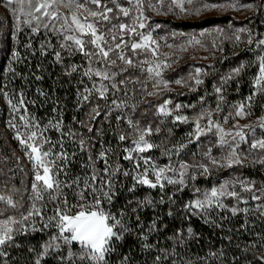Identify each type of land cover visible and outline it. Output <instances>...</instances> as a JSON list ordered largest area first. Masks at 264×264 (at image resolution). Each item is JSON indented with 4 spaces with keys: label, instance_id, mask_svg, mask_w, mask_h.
I'll return each instance as SVG.
<instances>
[{
    "label": "rangeland",
    "instance_id": "rangeland-1",
    "mask_svg": "<svg viewBox=\"0 0 264 264\" xmlns=\"http://www.w3.org/2000/svg\"><path fill=\"white\" fill-rule=\"evenodd\" d=\"M84 2L90 9L101 10L96 9V6L87 0ZM203 2H233L237 7L203 10L199 15H186L179 10L170 12L169 0H165L163 6L159 0H150V3L149 0H144L142 10L146 17L143 19L146 27L138 30L146 34L151 32L155 43L150 47L156 50V55L153 56L151 51L142 50L133 53L130 44L133 40H139V37L124 33V41L129 46L123 47V53L133 60V66L120 60L111 66L94 60L91 64L94 70L114 74L112 79L101 81L98 77L93 76L90 79L84 75L89 61L80 53L72 54L62 49L61 37L55 31H46L42 27L38 35H33L28 26L21 25L22 31L17 32L18 13L12 11L16 5L6 6L3 0H0V194L11 195L20 205L18 209H8L6 215L19 218V213L31 203L29 197L32 196V163L25 155V148L15 139L17 130L22 136L26 134V130L18 119L20 113L14 112L12 108V105H18V101L23 99L24 107L27 108L25 115L34 117L41 128L47 127L44 135L55 145L52 149L54 154L61 150L66 152L68 143L74 142L75 139L76 143H79L81 138L85 142V149L92 152V144L96 140L94 138L99 137L100 145L107 149L103 152L106 153L111 167L116 168L112 159L119 156L125 167L120 171L134 173L133 162L123 159L124 148L132 147V141L138 138L140 130L154 125L151 135L146 136V139L157 147L144 155H151L152 162L158 167L171 165L178 168L180 163L188 164L189 174L196 173V180L191 181L185 177L187 186L183 189L192 191V201L213 187L218 188L226 184L229 190H235L247 203L225 196L222 202L228 207L211 209L226 211L235 216L229 210L231 207L247 208V212L239 211L236 215L242 213L255 219L264 217V198L252 200L253 192L242 190L240 184V181H244L253 185L255 194L264 197V192L260 191L264 190V185L244 178L242 173L249 169L264 176V165L256 162L262 158L261 154L251 150L248 143L241 142L238 152L241 153L242 164L227 167L224 159L228 152L227 145H220V133L215 127H212L211 131L207 130V122L211 119L225 132L234 135L243 131L247 134L249 143L254 139L264 138V128L259 126L261 118L264 117V96H254L251 108L245 109L248 113L246 116H235L237 106L241 103L247 104V97L254 91L253 82L258 74L259 58L264 56V45L258 43L264 40V0H194L196 7ZM117 3L128 8L130 16L124 17L119 13L111 0H102V6L106 4L107 7L113 8V12L109 13L110 22L98 23L99 32L108 41L106 47H115V44L120 42L119 23L131 25L140 15L133 6L135 0L133 4H129L128 0H117ZM248 5L251 7H247ZM186 8L191 12L193 6L186 5ZM60 11L67 10L62 8ZM207 19H215L216 22L213 26L202 29L181 30L178 27L182 23ZM236 35L240 36L238 41L235 39ZM113 36H116V40H112ZM196 40L200 43H195ZM29 43L31 47H28ZM41 45H44V54L41 53ZM57 51L61 53L60 62L55 59ZM120 51L116 49L110 53V58L115 59ZM13 53L17 55L14 56ZM73 65L77 71L69 75ZM157 65L159 76L148 73L149 67L156 69ZM237 68L240 69L238 75L235 73ZM197 69L200 70L199 74ZM197 79L201 83L197 84ZM101 85L106 87L103 99L98 92ZM217 88L221 89L219 93ZM84 96H88V99L84 100ZM164 96L163 101L156 102L157 98ZM234 96L236 100L229 101L230 97ZM168 101L170 103H166ZM141 104L153 109L146 123L143 117L148 114L138 112V106ZM177 105L180 107L177 108ZM162 106H166L172 114L161 115L159 109ZM83 107L84 120L81 125L75 126V131L71 133L76 135L72 136L69 134V127L75 123V113ZM94 109L99 112L98 116L94 114ZM69 113L72 118L68 119ZM177 116L187 117V120H176ZM130 120L133 122L131 125ZM158 120L169 122L172 129L167 127L165 131L160 132V127L156 126ZM197 120L205 129V133L200 135L198 140L195 139ZM50 122L59 123L60 130L49 127ZM10 124L16 125V128L10 127ZM180 125L184 127L177 130ZM89 127L91 132L88 131ZM77 129H81L80 134H77ZM102 129L105 130L104 134H101ZM172 130L178 131L175 140L169 135ZM120 135H125L126 139L121 141ZM224 139L228 143H235L232 135H225ZM114 140L119 143V151L116 153H112L109 146ZM236 140H239V137H236ZM61 141L63 149L60 147ZM181 144H186L187 147L176 155L174 149ZM48 147V144L44 145L45 149ZM100 153L101 151L97 150L95 154L99 157ZM211 158L219 160L225 166L212 165ZM197 164L207 165L209 174L200 175V170L194 167ZM168 175L172 173L169 172ZM128 177L132 179L131 175ZM132 181L135 183L133 179ZM136 186L149 189L146 186ZM168 186L179 188V185ZM197 188L200 189L199 193L195 191ZM41 203L38 201L37 206ZM0 207L4 205L0 204ZM199 216L208 219V215L203 213Z\"/></svg>",
    "mask_w": 264,
    "mask_h": 264
},
{
    "label": "snow or ice",
    "instance_id": "snow-or-ice-1",
    "mask_svg": "<svg viewBox=\"0 0 264 264\" xmlns=\"http://www.w3.org/2000/svg\"><path fill=\"white\" fill-rule=\"evenodd\" d=\"M87 2L95 5L96 9L101 10L97 11L88 8L84 0H3L6 6L16 5V7L12 8V11L13 13H18L16 15L17 32L22 31L21 25L28 26L33 35H38L42 27L46 31H55L61 37L60 46L62 49L72 54L80 53L89 61V67L84 72V75L90 79L95 76L101 81H104L112 79L114 76L109 71L94 70L91 67L94 60L97 63H103L108 66L115 65L117 60H120L129 66H133V60L123 53V47L129 46L124 41V33L139 37V40H133L130 44V49L133 53L142 50L151 51L153 56L156 55V50L150 47L155 43L151 32L146 34L138 30L146 27L143 23V19H146V17H144L142 10L144 0H135L133 6L140 15L132 21L131 25L128 23H119L118 28L121 33L120 42L116 43L115 47H106L108 41L98 29L99 22H110L111 17L109 13L113 12V8L107 7L106 4L102 6V0H87ZM111 2L116 5L119 13L123 14L124 17L130 16L128 8L118 4L117 0H111ZM128 3L133 4V0H128ZM159 3L163 6L165 0H159ZM186 5L193 6L191 12L186 8ZM224 7L235 8L237 5L233 2L227 4L203 2L199 7H196L194 0H169L168 3V10L170 12L179 10L180 13L186 15H199L203 10ZM247 7L250 8L251 5ZM62 8L67 11L61 12L60 9ZM83 13L87 14L83 15ZM235 39L238 41L240 36L236 35ZM112 40H116V36H113ZM195 43L199 44L200 41L196 40ZM249 43H251V40H249ZM258 43L259 45H264V40H260ZM28 47H31L30 43ZM116 49H120L121 51L117 53L115 59L110 58V53L116 51ZM41 53L44 54V45H41ZM13 55L16 56L17 53H13ZM55 59L57 62L61 61V53L59 51L55 52ZM259 59L258 74L255 76L253 82L254 91L252 95L247 97V104L241 103L237 106L235 112V116L237 117H244L248 114L245 109L251 108L254 96H264V56H261ZM158 68L159 65L156 66V69L149 67L147 71L148 73H154L156 76H159L160 72L157 70ZM75 71H77V68L73 65L71 66V72L68 74L71 75ZM196 71L199 74L200 70L197 69ZM239 72V68L235 69L237 75ZM177 83L180 82L177 81ZM196 83L199 84L201 81L197 79ZM105 91L106 87L101 85V88L98 89L100 98H105ZM216 91L219 93L221 89L217 88ZM83 99L87 100L88 96H84ZM166 103H170V101ZM176 107L179 108L180 106L177 105ZM12 108L14 112L20 113L18 119L26 130L24 136L17 130L15 139L25 148V155L28 156L29 161L32 163V196L29 197L31 201L29 206L23 212H20L19 218H17L15 215H6V213L8 209H18L20 207L19 202L14 200L11 195L0 194V204L4 205V207H0V257L7 256V247L19 246L15 244L17 235H29L30 232H44L46 229H55L48 240L41 245L39 252L34 248L29 249L30 252L35 254L34 264H42L49 256L55 258L58 264H110V258L115 252L116 243L122 241L125 234L133 230L125 222L124 213L117 216L103 207L104 202L108 201L111 203L115 195L113 191L116 186L114 177L117 174H121L124 177L132 176L135 183L129 191H135L136 185L146 186L149 189L158 188L161 192L160 203L165 202L164 190L168 185H179L178 190L182 191L187 186L185 177L191 181L196 180V173L189 174V165L186 163H180L178 168H173L171 165L158 167L152 162L151 157L144 155L154 147H157L146 139V136L152 133L150 127L139 131L138 138L132 141V147L124 148L125 155L123 159L133 162L134 173L127 170L121 172L119 166L113 169L108 162L106 153L101 152L98 159L103 160L105 163L101 175H97L93 162V171L90 176L85 179L79 177L69 178V173L66 170V165L70 162L69 156L63 150L59 153H53L52 149L55 145L44 135L47 127L41 128L34 117L25 115L27 108L24 107L23 99L18 101V105H12ZM93 112L95 115H99L96 109ZM159 112L163 116L172 114L167 110L166 106L160 107ZM175 119L186 121L187 117L177 116ZM132 123L130 120L129 124L131 125ZM259 126L264 128V117L261 118ZM10 127L16 128V125L10 124ZM49 127H55L57 130H60L61 125L50 122ZM212 127H215L217 132L220 133V145L222 147L227 145L228 152L224 157L227 162V167L242 164L241 153L238 152L241 142L248 143L251 150L259 152L262 158H259L256 162L264 165V138L254 139L249 143L246 139L247 134L243 131H238L233 135L231 132H225L223 128L218 124H214L209 119L207 122V130L211 131ZM88 131H92L91 127L88 128ZM204 133L205 129L201 127L199 120H197L195 123V139L198 140L200 135ZM69 134L72 136L76 135L71 132ZM225 135H232L235 143L232 144L225 141ZM236 137H239V140H236ZM119 139L124 141L126 136L120 135ZM84 143L83 138H81L79 141L81 151H85ZM45 144L49 145L47 149L44 148ZM60 147L63 149L62 141L60 142ZM186 147V144L177 146L174 149L175 154L179 155V152ZM91 159L92 157L89 156V160ZM57 161L60 163H57ZM210 163L220 167L225 166L215 158H211ZM194 167L200 170V175H207L210 172L209 167L205 164H197ZM169 172L172 175H168ZM61 175L66 177V179H61ZM240 184L242 190L253 192L251 196L252 200H261L264 198L261 195L255 194L253 185L247 184L244 181H240ZM65 189L72 190L73 194L78 198L77 202L71 204L68 202ZM195 191L199 193L200 189L197 188ZM260 191L264 192V190ZM225 196L234 198L238 202L247 203L235 190H229L228 185L222 184L218 188L213 187L209 191L202 193L200 197L186 204L185 210L193 215L203 213L207 216L209 209L213 207H228L222 202V198ZM168 200L172 201V197L169 196ZM38 201L43 203L37 206ZM49 202L54 204L51 210L52 215H46L44 212ZM153 204V200L147 197L145 200L137 202L138 208L140 209L152 206ZM138 208H133L132 211L136 213ZM229 210L233 215H236L239 211H248L247 208L240 209L238 207H231ZM168 214L171 216L172 212L169 211ZM136 221L137 226L142 227L139 215H136ZM206 222L208 221L206 220ZM37 224L41 226L37 227ZM156 230L157 225L153 221L148 231L152 232ZM187 233L188 237L194 235L191 227L187 229ZM182 236L183 233H176V237ZM141 238L147 240V236L143 233H141ZM143 247L147 249L153 247V245L145 243ZM160 259L159 256L156 257L157 264H159ZM127 260L128 257L125 256L122 264Z\"/></svg>",
    "mask_w": 264,
    "mask_h": 264
},
{
    "label": "trees",
    "instance_id": "trees-1",
    "mask_svg": "<svg viewBox=\"0 0 264 264\" xmlns=\"http://www.w3.org/2000/svg\"><path fill=\"white\" fill-rule=\"evenodd\" d=\"M215 22V19H207L194 23H182L178 27L181 30L202 29L213 26ZM241 77L239 76V78ZM235 98V96L230 97L229 101H233ZM164 99L165 96L159 97L156 102ZM84 107L75 113V123L69 127V132H74L75 126L82 124L85 115ZM138 108V112L148 114L143 117L144 123H146L150 114L153 113V109L142 104ZM69 118H72L70 113ZM156 122V126L160 127V132L171 127L169 122H167L168 124L159 120ZM183 127L180 125L177 130ZM151 129H154V125L151 126ZM80 130L77 129V134L81 133ZM104 132L105 130L102 129L101 134ZM177 134L178 131L172 130L169 135L172 140H175ZM94 139L96 140L92 144V152L86 149L81 151L76 139L74 142L68 143L66 153L70 162L67 163L66 170L69 173V178H87L93 171V162L97 175L103 173V161L98 159L95 153L97 150L103 152L107 149L100 145L99 137ZM110 144L112 153L119 151V143L116 140ZM89 156L92 157L91 160H89ZM150 157L152 156L150 155ZM119 158V156L113 157L112 164L114 163L115 167L119 166L120 170H123L125 167ZM242 173L244 178L264 185L262 173L249 169ZM222 177L224 176H219V178ZM60 178L66 179L63 175ZM115 182L116 186L113 190L115 195L111 203L105 201L103 207L117 216L124 213L125 222L133 230L126 233L122 241L116 243L110 264H122L125 256L128 257V260L124 264H157V256L161 258L159 264H264V217L255 219L242 213L232 216L226 211L211 209L208 214V222H206L203 217L190 214L185 210V205L190 203L193 197L192 191L188 188L180 191L178 188L167 186L164 190L165 202L160 203L161 192L159 189L150 190L135 186V191H129L134 183L130 177H124L121 174L115 176ZM65 192L70 204L77 202L78 198L72 190L65 189ZM169 196L172 197V201L168 200ZM146 197L152 199L154 204L142 209L138 208L137 202L145 200ZM53 207V203H47V207L44 209L45 214L52 215ZM133 208H138V211L134 213ZM169 211L172 212L171 216L168 214ZM136 215H139L142 227L137 226ZM153 221L156 222L157 230L149 232L148 228ZM36 226L40 227L41 225L37 224ZM189 227L194 233L191 237H188L187 233ZM53 231L55 229L30 232L29 235H17L15 244L19 246L7 247V256L0 257V264H34L35 254L29 249L34 248L39 252L41 245L48 240ZM177 232L183 233V236L176 237ZM141 233L147 236V240L141 238ZM145 243L153 245V247L146 249L143 247ZM42 264H58V261L49 256Z\"/></svg>",
    "mask_w": 264,
    "mask_h": 264
}]
</instances>
